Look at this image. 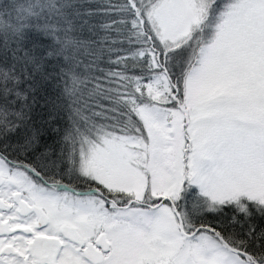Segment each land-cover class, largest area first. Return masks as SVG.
Returning a JSON list of instances; mask_svg holds the SVG:
<instances>
[{"label": "snow or ice", "instance_id": "6c2138e0", "mask_svg": "<svg viewBox=\"0 0 264 264\" xmlns=\"http://www.w3.org/2000/svg\"><path fill=\"white\" fill-rule=\"evenodd\" d=\"M0 264H264V0H0Z\"/></svg>", "mask_w": 264, "mask_h": 264}, {"label": "trees", "instance_id": "16d2710c", "mask_svg": "<svg viewBox=\"0 0 264 264\" xmlns=\"http://www.w3.org/2000/svg\"><path fill=\"white\" fill-rule=\"evenodd\" d=\"M209 219H211V217H209Z\"/></svg>", "mask_w": 264, "mask_h": 264}]
</instances>
